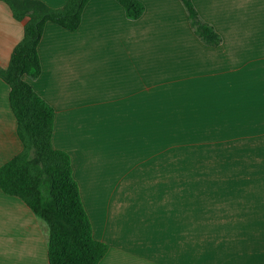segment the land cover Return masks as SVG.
Segmentation results:
<instances>
[{
  "label": "crops",
  "instance_id": "crops-1",
  "mask_svg": "<svg viewBox=\"0 0 264 264\" xmlns=\"http://www.w3.org/2000/svg\"><path fill=\"white\" fill-rule=\"evenodd\" d=\"M140 1L138 20L90 0L77 31L49 22L24 77L56 111L99 264H264V0H192L219 46L180 0ZM24 26L0 2V67ZM21 151L0 79V167ZM0 264H50L45 223L1 189Z\"/></svg>",
  "mask_w": 264,
  "mask_h": 264
},
{
  "label": "trees",
  "instance_id": "trees-1",
  "mask_svg": "<svg viewBox=\"0 0 264 264\" xmlns=\"http://www.w3.org/2000/svg\"><path fill=\"white\" fill-rule=\"evenodd\" d=\"M126 17L140 19L146 7L140 0H117ZM195 35L208 46H219L220 35L204 22L192 0H180ZM14 19L25 22L24 37L12 52L0 79L10 87V106L17 120L22 151L0 167V189L21 199L48 229L50 264H99L109 246L94 236L92 222L74 177L70 155L53 146L56 111L24 77L42 73L39 45L49 22L75 32L90 0H68L52 8L40 0H0Z\"/></svg>",
  "mask_w": 264,
  "mask_h": 264
}]
</instances>
